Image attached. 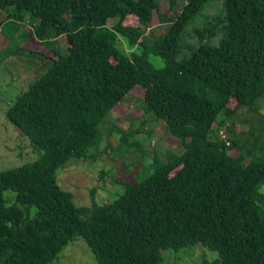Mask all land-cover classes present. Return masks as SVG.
Here are the masks:
<instances>
[{"label":"trees","instance_id":"16d2710c","mask_svg":"<svg viewBox=\"0 0 264 264\" xmlns=\"http://www.w3.org/2000/svg\"><path fill=\"white\" fill-rule=\"evenodd\" d=\"M165 1L159 13V0H0V32L25 36L28 15V34L54 54H40L44 72L5 113L36 159L0 171V264H51L76 237L96 264H164L162 250L195 245L217 254L203 264H264V0H223L212 16L202 13L212 0ZM154 12L159 34L148 31ZM137 86L152 119L121 131L117 153L141 149L129 138L150 137L151 121L182 152L155 155L109 203L93 189L89 206L75 205L57 170L98 150L101 126Z\"/></svg>","mask_w":264,"mask_h":264},{"label":"rangeland","instance_id":"374dc122","mask_svg":"<svg viewBox=\"0 0 264 264\" xmlns=\"http://www.w3.org/2000/svg\"><path fill=\"white\" fill-rule=\"evenodd\" d=\"M222 3L223 0H212L202 13L205 16L218 14L222 10ZM183 4L184 1H178L176 9L181 10ZM168 7L165 0H159V13H165ZM5 18L6 13L0 10V21ZM25 18L27 19L20 27V31H24L25 36L14 38L9 37L5 32H0V171L18 167L36 159V153L32 150L27 138L8 121L5 113L16 97L44 72L42 66L49 61L42 56L54 57L51 49L28 34L32 26L28 21V15H25ZM113 22L109 21L108 24L112 25ZM32 24L37 22L34 21ZM124 24L138 26L136 19L131 16L124 20ZM161 27L158 14L154 12L153 20L148 24V31L153 30L159 34ZM195 41V39L188 40L191 43ZM56 42L60 51L65 53L66 47L62 38H58ZM143 95L144 89L137 86L112 109L107 122L101 126L100 146L98 150L89 152V158H73L64 168L57 170L58 186L72 193L75 205L89 206L90 192L93 189L96 190L98 204L109 203L115 196L123 193L122 183L135 184L143 178L144 173L152 170L155 155L163 159L166 153L182 152L183 148L179 141L166 133L163 123L151 121L141 127L143 132L154 130L150 137L139 133L129 138V141H137L141 149L133 147L124 154L117 153L116 146L119 143L121 131L139 129L143 118L148 121L152 119L151 116L144 115ZM255 106L264 116V99L259 98ZM233 129L236 132L238 129L245 131L247 126L239 127L235 122ZM109 130L112 132L111 135H108ZM231 154L237 153L231 151ZM9 199L12 201L13 196H9ZM161 256L164 264H203L218 260L216 253L202 245L179 251L165 249L161 251ZM51 264H96V261L85 241L81 237H76Z\"/></svg>","mask_w":264,"mask_h":264},{"label":"built area","instance_id":"2783aa9c","mask_svg":"<svg viewBox=\"0 0 264 264\" xmlns=\"http://www.w3.org/2000/svg\"><path fill=\"white\" fill-rule=\"evenodd\" d=\"M220 133L222 134V131H220Z\"/></svg>","mask_w":264,"mask_h":264}]
</instances>
